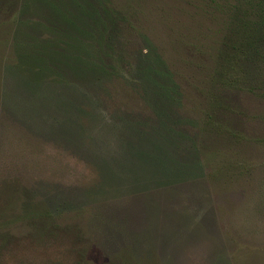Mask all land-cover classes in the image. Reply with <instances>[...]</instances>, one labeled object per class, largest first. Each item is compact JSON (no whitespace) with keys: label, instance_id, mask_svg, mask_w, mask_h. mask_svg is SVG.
I'll use <instances>...</instances> for the list:
<instances>
[{"label":"rangeland","instance_id":"374dc122","mask_svg":"<svg viewBox=\"0 0 264 264\" xmlns=\"http://www.w3.org/2000/svg\"><path fill=\"white\" fill-rule=\"evenodd\" d=\"M11 1L0 0V264H264V102L225 91L235 139L198 129L228 18L248 0H109L133 30L98 53L118 64L103 81L6 68L18 12L20 44L37 52L63 3ZM144 137L167 142L171 172L138 155Z\"/></svg>","mask_w":264,"mask_h":264},{"label":"trees","instance_id":"16d2710c","mask_svg":"<svg viewBox=\"0 0 264 264\" xmlns=\"http://www.w3.org/2000/svg\"><path fill=\"white\" fill-rule=\"evenodd\" d=\"M29 1L34 3L33 0ZM39 1L42 3L47 0ZM61 1L63 3L58 4L57 8H52L53 11L49 15V18L57 23L59 31L47 28L46 32L52 35L51 39L53 40H47L48 38L38 40L40 42H37L39 49L37 52L29 50L27 43H25L26 46L20 44L29 39V33H24L25 30L21 28L19 19L22 13L18 12V17L13 22L15 29L9 40L10 44L13 41V46H9L8 54L5 57V59L9 58V61L12 59L14 62L13 57H15L17 62L9 64L6 68L14 69L15 65H19L20 68L26 67L38 75L45 70L50 72L51 66H54L61 70L67 68L69 71L80 73L90 81L113 79V72L118 64L112 66L114 69L110 72L107 70V66L96 64L95 59L100 58L98 54L100 51L107 50L111 46L115 41L113 37L119 36L118 31L121 30V27L126 28L131 25L109 0H73V3ZM2 4L16 7L11 0H3ZM8 18L10 19V15L7 16V20ZM228 20L229 24L222 34L220 47L215 57V68L209 81L210 92L204 111L205 118L198 129L201 132H206V136L208 134L217 136L227 134L235 139V135L231 134L230 128L232 127L220 117L222 112H225L222 110L228 105V100L224 96L225 91L231 89L249 91L261 102H264V0H248L242 8L241 3L238 2ZM81 25L87 30V39H92V43L88 44V50L84 48L87 53L86 58L83 59L81 58L82 46L79 39ZM130 29L133 30V27L131 26ZM16 43L19 46H16ZM69 53L72 55L70 56ZM145 72H143L145 80L153 83L148 73L158 74L156 68ZM159 88L163 93L169 92L167 83L166 85L162 83ZM165 125L163 124L162 127L165 128ZM162 132L156 133L157 136L162 135ZM137 134L144 135L143 133ZM165 134L167 137L169 136L167 133ZM142 139L150 142L146 143L147 146H150L146 150L142 148L136 150L138 155L143 156L149 153L152 155V165H167L168 167L165 159L160 157L164 151L169 152L164 147L167 142L161 143L160 139L151 141L147 137ZM197 151L201 154V147ZM167 171L171 172L172 170L168 167Z\"/></svg>","mask_w":264,"mask_h":264}]
</instances>
